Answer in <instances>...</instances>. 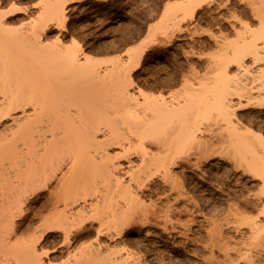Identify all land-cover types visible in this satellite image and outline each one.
I'll list each match as a JSON object with an SVG mask.
<instances>
[{
  "label": "rangeland",
  "instance_id": "1",
  "mask_svg": "<svg viewBox=\"0 0 264 264\" xmlns=\"http://www.w3.org/2000/svg\"><path fill=\"white\" fill-rule=\"evenodd\" d=\"M53 1L0 0V71L6 68L23 72L26 74V78L20 85L27 86V88L37 85L39 88L38 82L41 84L40 80L42 78L48 85V80L43 77L44 70L38 61L39 56H42V53L44 54L48 47L52 50H57L58 48L63 50L66 46L70 47L76 44L80 47V49L77 47L80 52V60L82 58L80 62H85L84 59L87 58L85 55L98 60L99 63L96 62L98 66H94L95 63H93L94 65L92 64V72L85 68V70L83 69L86 74L90 75H87L88 85H86L90 90L84 83L83 86L81 85L80 78L77 79V76L75 77L77 71L80 75H84L80 70L82 66L69 65V67H72V71L67 70V77L64 76L65 73L61 72L63 80L60 79L57 82L60 83L57 84L59 87L57 93L59 95L57 96L58 99L56 98L57 101H55V103H59L57 107L60 106V109H69L72 106L71 101H73L74 107L79 108V112H82L80 116L85 117L82 118L84 121L81 123L80 120L82 119L78 114V110L76 109L75 111L73 106L74 109L70 108L74 117L78 112V119L75 117L76 120L74 119L71 124L72 128L77 127L75 128L76 131L81 129V135L86 132H89V135L92 134V138L90 136L91 144H89V150L81 154L83 156L80 161H90L93 165L86 168H70L68 163L71 161L67 162L70 159H65L64 163L59 168H56V176L50 181L49 185L39 191L42 197L41 202L38 205L36 203L33 204L37 208L35 207V210L30 214L31 220H24L27 211H30L28 209L22 213L24 214L23 216L20 214L22 217L17 215L19 217H16V225L12 224L13 226H10L12 228L17 226V228H14L13 232L11 230L8 238L5 237V233L1 232L2 217H0V264H38V262L39 264H73L75 262L74 257L71 258L73 260L70 259L64 232L60 229L49 231L44 227L43 220L46 216L51 215L52 211H55L52 205L54 192L60 187L61 182L67 178L80 186L87 185L93 188H100V191L102 189L101 192L98 191L97 196H90L87 200L82 199L78 204L67 207L66 209L69 211H75L83 205H87L88 210H92L91 202L96 200V198L99 199L100 196V200H102L103 194H106L104 191L106 188L103 187L106 184L109 185L108 182L112 183V185H116V180L118 179L121 180V184L126 185L130 182L131 171L137 169V165L141 164L142 156L134 152L128 157L125 155L124 149L138 141L140 132L138 125L143 109H140L139 103L136 107L140 109V111L138 110L140 114L138 111L129 110L130 106L125 103L124 93L131 97H137L138 99L135 100H138V102L139 100L140 102L145 100L143 92L147 94L155 93V95L163 92L172 98V93H176L177 95H175L178 96L181 95V91L184 93L187 90L185 88H188V86L185 81L188 80L192 83L187 79L189 76L196 80L195 84L200 81L198 84H201L199 86L201 87L204 86L205 82L207 83V85L205 84L206 86L212 85L209 82H214L215 79L218 80L224 73L229 71V73H238L245 79V82H249V79L259 76L262 78L261 74L264 73V43L260 42L261 48H263V57L260 60H256L249 53L245 55L240 65V62L238 64L230 53L238 47V44L243 45L242 43L247 40H244L245 37H249L261 26H264L262 21L264 19L259 18L260 16L256 14V11H259L258 13L261 15L264 13V0H213L214 2L211 0V4L209 0L200 8L197 15L193 17L194 19L191 18V20L190 18L187 20L186 18L182 19L183 7L181 8L182 10L179 8V5L182 6L183 3L186 6L188 0H185V2L184 0H73L66 9L67 20L65 23L58 22L55 19L49 20L43 30L35 33V26L39 24L40 16L42 17L46 14L43 11L46 10L44 6L47 2ZM159 7L160 9H158ZM162 7L165 10L168 7L171 10H176L171 12L172 14L170 12L168 14L166 10V15L168 17L171 16L169 18L172 23L168 22L170 21L169 19H164L163 15L165 12L162 11ZM43 12H45L44 15ZM175 12L181 18H179L181 24H179V27L185 30L182 29L181 32H179V29L176 30L179 33L175 31V34H173L175 40H171L169 34L168 36L164 34L169 38L168 41L165 40L168 38L164 37V35H159L160 39L158 41L160 43L157 42L158 46L156 43L150 46V50H147L145 56L146 59H143L144 62L142 61V65L139 67L140 69L137 67L132 68V71L129 70L133 62L130 67V63L127 64L128 66L126 65V60L129 62V57L133 56L134 51L139 50L138 45L141 47L140 44H143L144 40L146 42L151 40L152 36H148V34L153 35L156 32L155 30H158V28L153 29L155 23L158 24L156 22L159 19L158 17L162 14L160 21L158 20L160 23L163 17V24L167 21L169 26L170 24L175 26L177 24L173 22V19H175L173 13ZM176 21L179 22L178 20ZM246 23L247 25L251 23V25L248 27ZM163 24L160 25L162 26ZM166 25L163 26L168 31L170 30V34H172L171 30L173 28L170 27L169 29V26ZM162 29L163 27H161ZM10 37L12 38L10 39L11 41L9 40ZM147 37L150 39L148 40ZM161 37L163 38L161 39ZM222 40L227 43L221 44L223 43ZM261 41L263 42V40ZM246 67L248 70H246ZM74 69H76L75 73ZM96 71L99 77L107 73L106 79L104 80V77L97 80ZM182 72L187 74V78L184 73L181 74ZM71 74H73L71 79H75H72L73 82L68 78ZM163 76H175L178 82L175 84H159L158 82L164 78ZM102 79L105 83L110 84V89L108 90L112 89V95L107 94L103 89L105 91L104 95L107 94V97L105 96L103 99H101V93L104 92L101 87L107 84L104 83L105 85H102L103 83L99 82ZM44 80L41 84L42 87H40L42 89L47 87L44 84ZM183 81L185 82L184 86L182 84L184 83ZM78 82L82 87H79ZM256 82L257 87L254 90V94L264 99V89L262 93L258 91L260 82ZM224 83L218 80L217 90L214 88L217 94L225 89ZM113 85L115 87H112ZM83 88L87 90V94L82 93ZM73 90H76L77 93ZM73 93H76L81 100L77 101L78 96L76 97ZM37 95L39 97L40 94ZM60 96L61 98H59ZM231 98L233 99L232 102L236 103L237 115L245 123L248 122L247 125L250 127L252 125L251 128L256 133L264 135V103L258 105L248 104L247 98L239 95H232ZM135 100L133 101V106L134 102H136ZM262 101L264 102V100ZM61 102H65L64 105ZM31 105V107L28 106L27 109L29 110L27 113L17 110L1 120L0 143H6L2 137L4 134V137H6V133L10 134V129L15 128V125L19 124L16 123L17 119L23 122L26 118L25 115H35V111H33L35 107L33 104ZM193 106L194 104L190 105L183 112V124H180L184 128H189L196 123L200 124L202 130L199 132V139L205 140L208 144L209 142L210 144L214 143L216 151L212 149L213 152H208L211 156L206 159L204 156H200V152L205 147L203 145L205 142L201 145L198 141L192 140L186 135L180 136L175 144L177 149L183 152L185 159L182 163L174 166L171 172L179 180L185 181L184 193H186V197L183 196L177 200L179 198L178 194L170 192V182L166 181L163 177L164 174L162 175L161 173L153 176L152 184L155 191L143 197L145 204H148V206L156 204L163 210L167 209L169 204L191 208L190 212H184L179 217L180 221L177 220L178 214H176L177 218L173 214L171 215L172 221L177 222L178 228L172 233L171 230H165L164 226L160 224L151 225L138 222L129 225L127 233L124 232L113 237L108 233H103L100 236L93 233L81 242L76 243V247L78 245L79 247L88 246L90 243H94L95 245L101 244V251L111 250L112 248L115 252L117 251L115 255L120 258L116 260L117 257L115 258V255H112L116 260L114 262H119L123 257L126 258L128 256L127 252L130 250L132 253L135 252L133 254L138 260L142 261L141 264H160L161 258H164L165 261H170L172 264H264V176L256 172L257 170L264 171V168L252 169L250 167L251 161L256 158L255 152L246 149L240 142L230 141L232 131L226 128L224 123L217 124V118H220L218 109L213 107L212 110H205L199 116H196L197 113ZM53 107L52 111L54 110ZM55 111L56 107L53 112ZM56 112L59 114L58 111ZM56 112L55 116H57ZM208 114H210V117ZM215 116L218 117L216 118ZM214 117L216 118L215 121ZM177 126L170 127L171 130L168 127L169 133L172 135L176 134ZM111 130L116 131L115 135L117 137L115 139L110 135ZM51 133H46V135L44 134L40 137L35 133V137L19 138L17 141L5 144L0 150V212L2 206L6 205L5 203H9L7 201L13 202L17 198L21 190L19 187L22 184L19 174L26 175L35 173L41 168H48L51 160L48 157L42 158L41 155L43 148L48 142L47 140L53 139V134ZM62 135L64 136L63 132L56 137L59 138L61 136L62 138ZM33 140L37 142L36 147L29 149L28 144L33 143ZM253 144L261 147L257 139H253ZM152 146L150 144V151L153 150L154 152L152 151V153H155ZM66 155L69 158L67 152ZM201 157L203 161H200ZM246 158H249V172L243 169L245 168ZM101 161L110 165L121 163L119 165L120 168H113L111 167L112 165L106 166L108 168L102 166L101 168H96V163L99 164ZM113 161L114 163H111ZM236 163H241V165L237 166ZM131 166L135 168H131ZM221 187L227 189L226 191L232 192V196L237 194L239 197L235 195V199L234 197L232 199L227 196L228 192L221 191ZM114 188L116 189H113V192L118 191V187ZM103 191L104 193L101 194ZM186 191H189L188 194ZM193 196L201 202L200 207H195L197 203L195 202V204L193 202L195 200L191 199ZM107 197L111 199L112 194ZM107 197L105 198L107 199ZM245 199L249 200V207L246 206ZM242 200L243 202H241ZM107 203L111 204L108 199ZM237 205H241L238 210V207L234 208ZM23 206L25 209L28 208V202L24 203ZM52 206L54 210H51L53 209ZM232 208L233 211H230ZM64 209L65 206L60 204L58 210ZM234 209L236 210L234 211ZM240 212L242 213L240 214ZM192 213L196 215L197 220L189 229ZM237 213L239 214L237 215ZM243 215L249 217V223L243 224L241 222L243 221L241 219V217H244ZM0 216H2L1 213ZM213 220L215 221L213 222ZM98 224L99 220L90 218L83 226L94 230L98 227ZM215 228H217L219 233L217 234L216 232V237L213 236V240L211 230ZM172 236L174 237L172 238ZM124 246L125 248H123ZM110 250L104 251L103 253L105 254H101L99 258L106 260ZM35 259H38V261H35Z\"/></svg>",
  "mask_w": 264,
  "mask_h": 264
},
{
  "label": "bare ground",
  "instance_id": "2",
  "mask_svg": "<svg viewBox=\"0 0 264 264\" xmlns=\"http://www.w3.org/2000/svg\"><path fill=\"white\" fill-rule=\"evenodd\" d=\"M207 1H209V0H188L186 6H184L185 5L184 3H183L184 5L182 4V6L179 5L180 9L183 7L182 8L183 10L181 9L183 11L181 18L182 19L186 18V20L189 18H190V20H191V18L194 19L193 17H195V15H197V12L200 10V8L203 7V5ZM72 2H73V0H54L53 2H47L46 5L44 6V8L46 10H43L46 12V14L44 15L45 12H43L44 16H42V17L40 16V19L38 18L39 24L36 23L38 25L35 26V33L40 31V30H43L46 27V25L48 24L49 20L55 19L58 22L65 23L67 20L66 9L68 8V5L71 4ZM184 2H185V0H184ZM211 3L212 2L210 0V4ZM156 4H157V2H156ZM158 4H160V3H158ZM160 7L158 9H160ZM177 7H178V5H177ZM152 10H154V9H152ZM166 10H167V13L168 12L171 13V12L176 11L174 9L171 10L170 7H168ZM166 10L164 8L162 9V11L165 12V13L162 12V13H164L163 17L166 20L169 19L170 21H168V22L172 23V20L170 19L171 16H169L170 17L169 18L166 15ZM254 12H255V10H254ZM256 12H257L256 14H258L260 16V17L258 16L259 18L264 19V16H263L264 13L261 15L258 13L259 11H256ZM155 13H156V11H155ZM170 13H168V14H170ZM173 15H175V19L177 18L176 20L179 21V22H177L175 19L172 18L173 22L177 23L175 26H172L171 24L169 26L167 21H165V23L163 24V22H162V21H164L163 17L161 18L162 20L160 23L159 19L162 16V14L160 17H158L159 21L158 20L156 21L158 24L155 23V26H154V23H153V26H154V27L152 26L153 29L158 28V30L156 29L155 30L156 32L153 31L154 32V33L152 32L153 35L148 34V36H152L151 40L148 42H146L144 40L145 43L143 41V44H140V43H142V42H140L139 44L141 45V47L138 45L139 50L134 51L133 56L132 57L130 56L131 58L128 56L129 62H128V60H126L127 61L126 65L130 63V67H131V63L133 62L132 67L129 70L132 71V68H137V67L139 68L142 65L141 63H142L143 59H146L145 56H146L147 50L150 48V46L154 45L155 43H156V45L158 43H160L158 41L160 39V36H162L164 34L166 36H168V34H169V38L171 37L170 39L172 40V39H174L173 34H175L176 30L179 29L180 30L179 32H181L182 29L185 30L184 28L179 27V24H180V20H179L180 17H178L179 14L177 15V13L175 12V13H173ZM215 18H216V16H215ZM186 20H183V21H186ZM262 21L264 22V20H262ZM262 21H261V23H262ZM160 24H163V25L167 24L169 26V29H170V27H172L173 28V29L171 28L172 34H170V30L168 31L165 26H163V25L161 26ZM246 25H247V23H246ZM250 25H251V23H249V25H247V26L249 27ZM161 27H163L162 30H161ZM146 30H149V29H146ZM159 30H161V31L158 32ZM236 30H238V29H236ZM257 30H259V31H257ZM257 30L255 32H253V34L249 35V37L244 38V40L245 39H247V40L244 42L242 41L243 42L242 46L240 44H238V47H236L234 49V51L232 50V52H230L231 55L234 56L233 59H235L238 62V64L240 62V65H241L245 55H247L249 53L252 54L256 60H260L263 57L262 52H263L264 46H263V48H261L262 45H260V42L264 43V26H261V28L257 29ZM179 32L176 31V33H179ZM237 33H240V32L238 31ZM145 35H146V33H145ZM165 35H164V37H166ZM147 38H148V40L150 39L149 37H147ZM162 38L163 37H161V39ZM166 38H168V37H166ZM169 38L165 39V40L168 41ZM10 39H12V38L10 37L9 40ZM145 39H146V37H145ZM261 40H263V42ZM226 43H227L226 41H223V43H221V44L224 45ZM77 47H79V46H77L75 44V45H72L70 47L66 46L63 50H60L59 48L57 50H52L49 47H48V49H46L47 47L44 48V49H46L44 54L42 53V56H39V58H38V61L40 62L39 64L42 66V68L44 70V76L43 77H45V79L48 80L47 81L48 85L45 83V80L43 78H42V80H40L41 84H42V81L44 80V84L47 86L44 89L40 88V87H42V85L39 82H38V86H40L39 88L37 87V85L31 86L32 88L31 87L27 88V86L20 85L21 83L24 82V80L26 78V74H24L23 72L12 71V70H8L6 68H4V69H2V71H0L1 72L0 73V93H2V94H0V122L2 119H5L7 116L11 115L13 112H15L17 110H22L24 113H27V111L29 110V109H27L28 106L33 104V106L35 107V110H33V111H35L34 116L28 115V114L25 115L26 118L24 119L25 121H23V122L19 121L17 119L16 123H19V124L15 125V128H11L10 129L11 133L10 134L6 133V135H7L6 137H4L5 134L3 135L2 138L5 140V142H6L5 144H9L10 142L17 141L19 138H25V137H29V136L35 137V133H37V135H39V137L43 136L44 134L46 135V133H50V132H52L51 134H53L52 135L53 139L51 137L52 140H50V141H49V139L47 140L48 142H47L46 146L43 148V153L41 155L42 158L48 157L51 160L48 168H46V169L41 168L39 171H37L35 173H30V174H26V175L19 174V179L22 182V184L19 187V188H21V190L19 191L17 198L13 202L7 201L9 203H5L6 205L2 206V209L0 212L2 215V216H0V217H2V228H1L2 231L1 232L5 233L6 234L5 237H7V238L9 236V234L11 233V230L13 232L14 228H17V226L13 227V228L10 227V226L16 225L15 222H16L17 215L24 213L28 209L30 211H27L24 220H28V219L31 220L30 214L35 210V207H36L33 204L36 203V205H38L41 202L42 197H41V194L39 191L42 189H45L49 185L50 181L56 176V168H59L64 163L65 159L66 160L70 159V160H67V162L71 161L68 163L70 165L69 166L70 168H86L88 166L90 167L93 165L90 161H80L82 159L81 157L83 156L81 154L83 152L85 153V151L89 150L88 148H89V144H91L92 134L89 135V132L88 133L86 132V133H83L81 135V131H80L81 129L76 131L75 128H77V127H75L73 129L72 125H71L73 123V120L75 119V117H76V119H78L77 113L79 112V108L78 109L75 108L73 105L74 102L71 101L72 106L75 108V111H76V109L78 110V112L76 113V115L74 117L73 113L71 112L72 110H70V108L72 106H70V107L68 106L69 109H66L64 107H63L64 109H62V108L60 109L59 108L60 106L57 107L59 105V103L58 102L55 103V101H57V99H58L57 96L59 95V93H57L58 89H59L57 84H60V83H57V82L60 79L63 80V78H61L62 77L61 72L65 73L64 76H66L67 70L72 71V69H71L72 67H69V65L82 66V68L80 70L84 75L83 76L80 75L77 71L75 77L77 76V79L80 78V80L82 82L80 80L79 81H80V83H82L81 84L82 86L84 84L86 86V85H88L87 75H89V74L88 73L86 74L84 70L87 69V70L91 71L93 69V65H94L93 63H95L94 66L97 65L96 62H98V60L93 59L92 57H90L88 55L87 56L85 55V57H87L84 59V61L86 63L80 62V61H82V58L80 60V52H79L80 47H79V49ZM231 55H229V56L231 57ZM7 65H9V64H7ZM127 68H129V67H127ZM246 70H248L247 67H246ZM73 71L75 73L76 69H74ZM142 72H143V69H142ZM229 72L224 73V75L218 79L219 81L225 82L224 84L226 86L225 89L222 90L220 93L218 92V94L216 93L217 92L216 91L217 90V84H218L217 79H215L214 82H209L210 84L212 83V85H210V86L209 85L206 86L207 83L204 81L206 85L204 84V86L199 87L201 85V84H198L200 81H198V83L195 84L196 80L192 79L193 77L191 78L189 75H188L189 77L187 78V74H185L184 72H182L181 74L184 73L185 74L184 76H186V78L189 79L192 83H190L185 78L187 80L185 82H187L186 85L188 86V88L184 87L187 90L184 93L181 91V93H180L181 95L176 96L177 95L176 93H172L173 94L172 98H170L167 93L165 94L163 92H161V94H158V95H155V93H153V94L148 93L147 94V93L143 92V94L145 96V100L141 101V102L139 100V102H138V100H135V99H138L137 97H131L130 95H128L126 93L123 94V97L126 100L125 103L130 106L129 110L134 112V110L140 111V109H143L142 110L143 113H142V115H140L141 120H140L139 125H138V127H139L138 129L140 130V132L138 134L139 135L138 141H136L135 144L130 145L124 149V153L128 157L134 152L139 153L142 156L141 164L137 165V167H136L137 169H133L131 171L132 173L130 176V182L126 185L121 184V180H119L118 178H117L118 180H116V185H112V183L108 182L109 185L106 184V186L103 187V188H106L107 191L103 189L106 192V194H103L104 191L101 193V194H103L102 200H100V198H101L100 195H99L100 196L99 199H97V198H96V200H93L94 198L92 199L93 201L91 202V207L93 206L92 207L93 211L88 210L87 205H83L81 208H78L75 211H69L66 209L67 207L78 204L82 199L87 200L88 197L98 194V191L101 192L102 189L100 191L99 190L100 188H93V187L87 186V185H81L80 186V185H77L76 183H74L73 181L69 180L68 178L65 181H63L64 180L63 179L62 180L63 182H61V184L59 185L60 187H58V189H56V191L54 192V198H53L54 201H53L52 205L54 206L55 211L54 212L52 211L51 215H49L48 217L46 216L45 219L43 218L44 219L43 220L44 227L47 228L49 231H54L55 229H60L64 232L65 240L67 241V244H68L67 247L69 249L70 259L73 257L75 259V262L73 264H99V263H101V264H109V263L110 264L111 263L112 264H141L142 261L138 260V258L133 254L135 252L132 253V251H130V250H129V252H127L128 256L126 255L127 256V257L125 256L126 258L123 257V258H121V260L119 262L118 261L114 262L119 257H117L115 255L117 251L115 252V250H113L112 248H111V250L109 249L111 253L108 252V255L109 254H111V255H109V257L107 255L106 256L107 259L104 260V259H100L99 256L101 254H105V253H103L104 251H109V250L102 249L104 251H101V244L95 245L92 242L93 244L90 243V245H88V246H82V247L80 246L79 247V245H78L77 247H79L78 248L79 250L77 249L75 244L78 242H81L84 238L91 236L93 233L98 234V236H100L103 233H108L112 237L115 235H120L124 232L127 233L129 230V229H127L128 226L132 225L134 223L136 224L138 222L149 223L151 225L160 224V225L164 226L165 230H171V232L173 233L178 228V225H177V222L172 221L171 215L173 214L174 217H176V214H178L177 220L180 221L179 217H181L184 212H190L191 211V208L188 209L189 207H185V206H184V208L178 207L176 204H169L167 206V209L163 210L159 206H157L156 204H154V205L152 204V205L148 206V204H145V201L143 200L144 199L143 197L145 195L153 193L155 191V190H153L154 186L152 184L153 176L156 174H160V173L162 175L164 174L163 175L164 179L166 181L170 182V192L171 193L174 192V193L178 194L179 198H177V200H179L183 196L186 197L185 196L186 193H184L185 192V184H186L185 181L182 179L179 180L171 172V170L174 166H177L179 163H182V161H184V159H185L183 152L178 150L176 147V144H175L176 140L180 136L186 135L188 138L198 141V143L201 145L205 142V140L202 141L201 139H199V132L202 130V127L200 124L196 123L193 126H190L189 128H184V126H182V124H183L182 120H183V115H184L183 112H185L186 108L190 107V105L194 104L193 107H195V112L197 113L196 116H199L205 110H209V111L212 110L213 107L215 109H218L220 118L218 116H215L216 118L217 117L219 118V119L217 118V124L224 123L226 128H228L232 131V134L230 136V141L231 142H234V141L240 142L243 145V147H245L246 149H250L253 152H255L256 158H254L253 161H251L250 167H252V169L264 168L263 167L264 166V135L262 133H260V134L256 133L255 130L253 128H251L252 125L250 127L249 125H247L248 122L245 123V121L237 115L236 108H235L236 103L232 102L233 99L231 98L232 95H239L241 97H246L248 104H254V105L263 104L264 102L262 100H264V99L261 98L259 95L255 96L254 90L257 87L255 82L259 80L258 82H260L259 83L260 85L258 84L259 90L258 89L257 90L261 91V93H262V91L264 89V78H263L264 73L261 74L262 78L259 76L256 78L249 79V82H245V79L242 78L238 73H229ZM92 74H94V73H92ZM96 74L98 76V72ZM106 74L105 75L102 74L103 77L101 75H100V77L98 76L97 80H99V78H104L105 76H107ZM72 75L73 74H71V76L69 75V77H68L69 80L73 79V78L71 79ZM151 77L153 78V76H151ZM64 79H66V78H64ZM83 79H84V82H83ZM105 79H106V77L104 78V80ZM260 79L262 82L260 81ZM73 80H75V79H73ZM73 80H72V82H73ZM85 80H87V81H85ZM102 80L99 82H102L103 83L102 85H105V84H107V85H105L106 87L105 86L101 87V89L102 90L104 89L107 94L112 95V89L110 91L108 90V89H110L109 88L110 84L105 83L104 80L103 81ZM193 80H195V81H193ZM177 82H178L177 77H175V76L174 77H168L167 76V77H164L163 79L159 80L158 83L159 84H167V83L168 84H175ZM185 82L182 83L183 86H184ZM258 82H256V83H258ZM80 83L78 82V85H79V87H82L80 85ZM61 84H62V82H61ZM141 84H142V82H141ZM66 85H68V84H66ZM156 85H158V84H156ZM194 85L198 86L199 88L194 86ZM34 87H36L37 89ZM79 87L77 86L78 91H79ZM86 87L88 88V86H86ZM112 87H115V86L113 85ZM139 88H140V85H139ZM214 88L216 90H214ZM60 89H61V87H60ZM76 90L75 91L73 90V91L76 92ZM84 90L85 89L83 88L82 93L87 94V92H86L87 90H85V91ZM88 90H90V89L88 88ZM104 90H103L104 93H101L102 92L101 90H100L101 92L99 91L103 95V96L101 95V99H103L105 96L107 97V94L104 95L105 94ZM161 90H164V89H161ZM35 91H37L36 92L37 94H40L39 97L35 93ZM108 91H109V93H108ZM76 93H73V94L77 97L78 95ZM80 93H81V91H80ZM80 93L78 92V94H80ZM159 93H160V90H159ZM168 93H169V91H168ZM210 93H211V95H210ZM212 94H213V96H212ZM75 96H73V98ZM170 96H171V94H170ZM59 98H61V96ZM79 98L80 97L78 96L77 101L81 100V98L80 99ZM74 99H76V98H74ZM134 100L136 101V102H134L135 107L133 106ZM62 103L64 105L65 102H61V104ZM135 103H137V104L135 105ZM55 104H57V105H55ZM69 104H70V102H69ZM138 104H139L140 109L138 107H136ZM53 105H55V106L53 107ZM52 107L54 110L56 107V111H58V113H59V114H57V112L55 111L57 116H55V112H53L54 110L52 111ZM58 108H59V110H57ZM62 110H64V111L62 112ZM78 114L80 116L82 114V112L80 111ZM139 114H140V112H139ZM208 115L210 117V114H208ZM211 117H212V115H211ZM82 118H85V117L82 116L81 119ZM216 118L214 119V121L216 120ZM21 120H23V119H21ZM83 121H84V119L80 120L81 123ZM180 123H182V124H180ZM177 125H179V126H177ZM172 126H177V128H176L177 133L174 135L170 134L169 130H168L170 127L172 128ZM171 128H170V130H171ZM173 129H174V127H173ZM172 131H174V130H172ZM62 132L64 133V136L62 135L63 136L62 138H61V136L59 138L56 137ZM164 132H165V134H164ZM115 133H116L115 130H111L110 135H112L113 139H115L117 137L115 135ZM90 136H91V138H90ZM253 139H257L259 141V144L261 147L255 146L253 144ZM92 141H93V139H92ZM96 142H97V140H96ZM5 144L0 143V150L2 149V147H4ZM36 144H37V142L35 140H33V143L28 144L29 149L36 147ZM97 144H98V142H97ZM100 144H102V143H100ZM150 144L153 145L152 147H154L155 153H152L153 150L150 151V147H149ZM203 145L205 147L200 152L201 153L200 156H204L207 159V158H209V156H211V154L208 152H213V150L216 151V148H215L216 146L214 143L210 144V142H209V144H208V142L207 143L205 142V144H203ZM65 151L69 155V158L66 157L67 155H66ZM198 158L200 159V157H198ZM198 158H197V160H198ZM200 161H203L202 157H201ZM198 162H199V160H198ZM111 163H114V161ZM245 163L247 165L245 164V168H243V169L246 172H249V158H246ZM120 164L121 163H119V164L114 163V164H111L112 165L111 166L109 163L101 161L99 164L96 163L97 166H95V167L101 168V166H102L104 168H108L106 166H111L113 168H120V166H119ZM236 165L237 166L241 165V163H239V164L236 163ZM131 168H135V167L131 166ZM236 169H238V168H236ZM256 172L264 176V171H258L257 170ZM114 187H118V189H117L118 191L113 192V189H116ZM222 190L224 192L227 189H225L224 187H221V191ZM188 192H187V194H188ZM226 192H228L227 196L231 197L232 199L234 197V199H235V195H237V194L232 196L231 195L232 192H229V191H226ZM116 193H117V196H116ZM111 194H112V198L109 199L111 196L110 197H107V196H109ZM113 194H114V196H113ZM168 194H170V193H168ZM105 197H107L108 202H110L111 204L107 203V199ZM237 197H239V195H237ZM191 199H194L195 201H193V200L192 201L194 203L195 202L197 203L196 206H195L196 203L194 204L195 207H197V206L200 207L201 202L196 200L195 196L191 197ZM26 202H28L29 206H28V208L25 209L23 205ZM241 202H243V200ZM246 203H247L246 206L249 207V200L248 199L246 200ZM60 204H63L65 206L64 210H58L60 208ZM53 206H52V208H53ZM239 206L237 205L234 208L238 207L237 208V210H238L241 208V205H239ZM54 208L51 210H54ZM199 209H197V210H199ZM235 210L236 209H234V211ZM230 211H233V208L230 209ZM242 212H240V214ZM238 214L239 213H237V215ZM23 215L24 214H22V216ZM191 216H192L190 218L191 226L189 229H191L193 223L197 220L196 215L194 213H192ZM90 218L99 220L98 227L94 230L88 229L86 226H83L84 223L86 221H88ZM241 219L244 221V222L241 221L243 224L249 223V217L244 216L243 218L241 217ZM214 221L215 220H213V222ZM239 221H240V219H239ZM216 232H217V234L219 233L217 231V228H215L214 230H211L213 240H214V237H216L215 236ZM173 237L174 236H172V238ZM72 239H73V241H72ZM122 242H124V241H122ZM93 245L96 247L98 245V247L96 248ZM123 248H125V246ZM119 251H120V249H119ZM241 253H242V251H241ZM112 255H115V258L117 257L116 260L114 257H112ZM102 256H104V255H102ZM246 256H248V255H246ZM37 258H38V256H37ZM70 259H68V260H70ZM36 260L38 261V259H35V261ZM71 260H73V259H71ZM159 262H160V264H172L170 261H165L164 258H161ZM38 264H39V262H38Z\"/></svg>",
  "mask_w": 264,
  "mask_h": 264
}]
</instances>
